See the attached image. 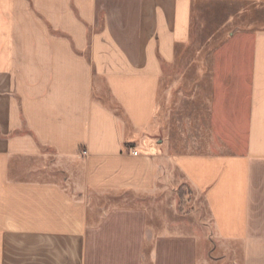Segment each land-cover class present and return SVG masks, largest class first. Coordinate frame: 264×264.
I'll return each instance as SVG.
<instances>
[{
	"label": "crops",
	"instance_id": "0c3cea01",
	"mask_svg": "<svg viewBox=\"0 0 264 264\" xmlns=\"http://www.w3.org/2000/svg\"><path fill=\"white\" fill-rule=\"evenodd\" d=\"M213 2L264 9L0 0V264H264V23L197 60L208 98L156 133L164 69ZM181 186L204 231L169 233Z\"/></svg>",
	"mask_w": 264,
	"mask_h": 264
},
{
	"label": "rangeland",
	"instance_id": "374dc122",
	"mask_svg": "<svg viewBox=\"0 0 264 264\" xmlns=\"http://www.w3.org/2000/svg\"><path fill=\"white\" fill-rule=\"evenodd\" d=\"M264 9L251 3H202L193 10L190 42L177 49V59L164 69L161 77L156 108V133L165 138L170 131V121L179 108H193L194 95L198 100L207 99L209 94L208 66L197 64L199 58L212 56L218 46L231 33L237 35L247 29H261ZM167 198L166 212L170 234L179 235L204 231L205 213L201 200L186 186L175 188ZM152 236H147L148 238ZM177 237V236H171ZM204 241L206 236H199ZM206 246H204L205 248Z\"/></svg>",
	"mask_w": 264,
	"mask_h": 264
},
{
	"label": "built area",
	"instance_id": "2783aa9c",
	"mask_svg": "<svg viewBox=\"0 0 264 264\" xmlns=\"http://www.w3.org/2000/svg\"><path fill=\"white\" fill-rule=\"evenodd\" d=\"M133 155H135V156H136V155H137V153H136V152H133Z\"/></svg>",
	"mask_w": 264,
	"mask_h": 264
}]
</instances>
